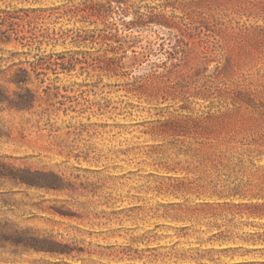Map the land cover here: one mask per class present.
<instances>
[{"label":"rangeland","instance_id":"obj_1","mask_svg":"<svg viewBox=\"0 0 264 264\" xmlns=\"http://www.w3.org/2000/svg\"><path fill=\"white\" fill-rule=\"evenodd\" d=\"M91 1L0 0V264L264 261V2Z\"/></svg>","mask_w":264,"mask_h":264},{"label":"trees","instance_id":"obj_2","mask_svg":"<svg viewBox=\"0 0 264 264\" xmlns=\"http://www.w3.org/2000/svg\"><path fill=\"white\" fill-rule=\"evenodd\" d=\"M113 1H117V2H123V0H107L106 2H98V1H91V4L92 6H95L100 12H103L105 13L106 15H110L112 12H113V4L112 2ZM251 2V4L254 6V5H258V4H261L264 2V0H248ZM84 9V8H83ZM13 24H16V23H13ZM135 23L134 22H126V26L127 27H131L132 25H134ZM23 74H24V71H23ZM27 79H20V81H23L25 82ZM225 141V140H224ZM219 144H216V143H211L210 144V147L212 148L209 152H207L208 154V157L211 158V157H214V158H220L219 157V153H222L221 151L219 152V150L217 149ZM224 193V191H223ZM226 194L227 196H231V195H236L238 193H224ZM252 206L255 208V209H259L261 210L263 207H264V204L262 203H255V204H252ZM254 214V213H252ZM34 242H38L36 238L33 239ZM37 244V243H36ZM39 244V242H38ZM41 244V243H40ZM242 256L245 255V253L241 254ZM234 257V255L232 256ZM225 264H264V261H256V260H239V261H231L229 263H225Z\"/></svg>","mask_w":264,"mask_h":264}]
</instances>
